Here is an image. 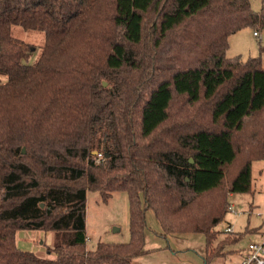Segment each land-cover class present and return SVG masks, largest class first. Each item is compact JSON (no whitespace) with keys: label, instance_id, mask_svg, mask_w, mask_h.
I'll return each mask as SVG.
<instances>
[{"label":"trees","instance_id":"16d2710c","mask_svg":"<svg viewBox=\"0 0 264 264\" xmlns=\"http://www.w3.org/2000/svg\"><path fill=\"white\" fill-rule=\"evenodd\" d=\"M14 25L44 32L34 62ZM247 27L252 0H0V264H139L148 209L203 233L205 264L239 242L215 228L264 160V45L227 57ZM89 191L128 194L129 241L87 249ZM21 230L65 243L42 257Z\"/></svg>","mask_w":264,"mask_h":264},{"label":"rangeland","instance_id":"374dc122","mask_svg":"<svg viewBox=\"0 0 264 264\" xmlns=\"http://www.w3.org/2000/svg\"><path fill=\"white\" fill-rule=\"evenodd\" d=\"M252 8L255 11H262L264 13V0H252ZM259 31L260 34L255 35L254 29L247 27L231 35L227 57L232 58L241 56L243 60H246L249 57L259 56L261 54L260 43L264 45V30ZM12 34L33 48V55L30 62H34L45 44L44 32L39 30H26L20 25H14L12 27ZM261 56L264 65V52ZM252 169L253 192L236 194L232 197V201L237 205L236 208L239 211H246L249 210L250 206H254L253 214L243 213L236 215L229 211L219 226V228H221L219 232L221 233L220 237L218 236V240L228 234L244 232L239 242L223 250V257H227V259H224V264H237V262H239L238 260L241 258L239 256L240 253L251 241H257L259 239L258 236H260L258 235V228H251L259 227L264 222V160L255 161ZM126 195L125 192H123V194L120 192L114 193L115 198L109 200L108 203H104L98 191L88 192L86 220L87 232L91 237L87 241V249L94 248L99 241L127 242L130 240L129 219L126 214L127 206L125 203ZM257 212L261 213V216L258 215ZM146 218L148 225L146 234L149 233V235L159 238V236H157V234H159L157 231L159 232L160 228L154 211L148 209L146 211ZM230 220L235 222L234 233L222 232L224 231L223 228H225L227 222ZM262 226L264 230V225L262 224ZM191 237H194L195 240L192 242L189 240L185 241V249L179 248L182 245L173 244V240L171 242L172 248H170L168 247V244H170L168 243L169 241L160 238L165 245L147 254L151 255L150 261L152 263L150 264H173L172 261H168L170 256L175 257L179 261L178 264H204V259L202 255L197 252V249L201 246L198 244L206 242V238L202 234H196ZM17 243L23 250L34 252L42 257L53 258L55 255L48 253V248L65 243V238L62 232L21 230L17 233ZM232 248L235 249V252L228 254V250ZM175 252L176 254H174Z\"/></svg>","mask_w":264,"mask_h":264},{"label":"crops","instance_id":"0c3cea01","mask_svg":"<svg viewBox=\"0 0 264 264\" xmlns=\"http://www.w3.org/2000/svg\"><path fill=\"white\" fill-rule=\"evenodd\" d=\"M254 33H255V31H254ZM115 193H119V192H115ZM120 193H122L123 194V191H121ZM126 193V192H125ZM100 194V193H99ZM127 194V193H126ZM234 195H236V194H232V197H234ZM116 196V195H115ZM115 196H114V194L112 195V197L109 199V200H111V199H113V198H115ZM100 197H101V195H100ZM101 199H102V197H101ZM126 206H127V212H126V214L128 215V219H129V223H130V212H129V209H128V206H129V197H128V194L126 195ZM108 200V201H109ZM102 201L104 202V203H108V201L107 202H105L103 199H102ZM234 204V203H233ZM235 205V204H234ZM236 207H237V205H235ZM253 207L254 206H250L249 207V209H251V210H253ZM87 217V216H86ZM156 217V216H155ZM157 219V218H156ZM158 220V219H157ZM86 223H87V220H86ZM158 223H159V221H158ZM221 224V223H220ZM220 224L218 225V226H216V228H215V230H217V231H220L221 230V228H219V226H220ZM227 224H230L232 227H233V229H234V225H235V222H233L232 220H230V221H228L227 222ZM263 225H264V222L262 223ZM262 224H261V226H259V227H253V228H251V229H254V228H258V235H260V236H258L259 237V239L258 240H260L262 237H264V230L262 229ZM159 228H160V231H161V225H160V223H159ZM249 228V227H248ZM247 228V229H248ZM223 230H224V228H223ZM160 231L158 232L157 231V233H159V234H157V236H159V238L158 237H153L152 235H149V233L148 234H145V236H146V244H145V249H146V253L145 254H143V255H141V256H138L137 258H135V261L136 262H138L139 264L140 263H143V264H150V263H152L151 261H150V257H151V255H147L149 252H152V251H155L156 249H159V248H162V245H165V243H163V241H161V239L160 238H163V239H165L166 241H169L168 243H170V244H168V247H170V248H172L171 247V242H172V240L174 241V243L173 244H177V245H179V246H181V247H179V248H183V249H185V246H186V242L185 241H187V240H189V241H194L195 239H194V237H191V236H194V235H196V234H202L204 237H205V235L203 234V233H185V234H180V235H175V236H173V235H168V236H162L161 234H160ZM222 232H224V231H222ZM88 233V232H87ZM90 234L88 233V238L90 239ZM206 238V237H205ZM192 239V240H191ZM204 241H205V239H204ZM199 243V242H198ZM190 244V243H189ZM184 245V246H183ZM190 245H192V244H190ZM198 245H201L200 246V248L198 247V249H197V252L198 253H200L201 255H202V257H203V259H204V255H205V252H206V242L205 243H203V244H198ZM192 246H194V245H192ZM188 247V246H187ZM237 249V248H236ZM166 252H168V251H166ZM174 254H176V252L174 253ZM245 255H246V248L240 253V259L238 260L239 262H237V264H241V262L243 261V258L245 257ZM224 259H227V257H217V258H215V259H213L209 264H224ZM168 261L170 262V261H172L173 262V264H178L179 263V261L175 258V257H172V256H170L169 258H168ZM204 261V260H203ZM205 264V263H204Z\"/></svg>","mask_w":264,"mask_h":264},{"label":"built area","instance_id":"2783aa9c","mask_svg":"<svg viewBox=\"0 0 264 264\" xmlns=\"http://www.w3.org/2000/svg\"><path fill=\"white\" fill-rule=\"evenodd\" d=\"M254 34L259 35L258 32H255ZM229 211L235 213L236 215L243 213H248L251 215L254 212V210L251 209L246 211H239L233 203L229 207ZM257 214L261 216V213L257 212ZM224 232L232 233L234 232V229L230 224H226ZM241 264H264V237L257 241H251L248 244V246L246 247V255L243 258Z\"/></svg>","mask_w":264,"mask_h":264},{"label":"water","instance_id":"95a60500","mask_svg":"<svg viewBox=\"0 0 264 264\" xmlns=\"http://www.w3.org/2000/svg\"><path fill=\"white\" fill-rule=\"evenodd\" d=\"M191 162H193V160L191 159Z\"/></svg>","mask_w":264,"mask_h":264}]
</instances>
